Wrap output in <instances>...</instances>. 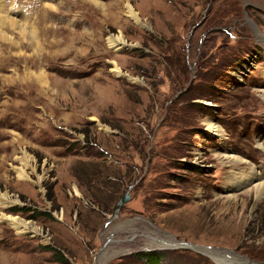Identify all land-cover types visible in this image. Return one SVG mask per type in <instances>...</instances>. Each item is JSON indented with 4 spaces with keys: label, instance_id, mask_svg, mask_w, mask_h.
<instances>
[{
    "label": "rangeland",
    "instance_id": "obj_1",
    "mask_svg": "<svg viewBox=\"0 0 264 264\" xmlns=\"http://www.w3.org/2000/svg\"><path fill=\"white\" fill-rule=\"evenodd\" d=\"M2 4L0 264H264V0Z\"/></svg>",
    "mask_w": 264,
    "mask_h": 264
},
{
    "label": "bare ground",
    "instance_id": "obj_2",
    "mask_svg": "<svg viewBox=\"0 0 264 264\" xmlns=\"http://www.w3.org/2000/svg\"><path fill=\"white\" fill-rule=\"evenodd\" d=\"M3 2H5V0H0V42H2L3 44H6V48L8 47L9 50L12 49V47H13V48H17V50L20 51V49H22V47L18 43L14 42L11 37L7 36L4 32V29H6V28L7 29L8 28L19 29V31L21 32V35L24 39H26L28 36H31V39H36L38 37L35 35L34 31H33L34 33L32 31H27L28 29L23 27V25H21L18 21H16L15 19H11L9 16H7V12L5 13V6L2 4ZM127 9H128V16L133 18L138 24H141V20H140L139 15L137 14V12L134 9H132V7L129 5L127 6ZM108 44L111 48H115V49H118L119 46L127 45L126 42L124 41V39L120 38V37H118L115 40H110L108 42ZM15 56L20 57V56H22V54L19 53V54H16ZM117 69H116V73L122 75V72L119 69L118 70ZM18 79L21 81L22 80H24V81H27V80L30 81L31 80V82L34 85L40 87L42 85L41 82L44 81V74H39V73L38 74H36V73L31 74V73H29V74L25 75L24 79H22L21 77H19ZM209 129H211L214 132L215 131L219 132V129H217V127H215L212 124H209ZM232 161L235 164H237V163L241 162V159H239L238 157L237 158L233 157ZM258 172H256L253 169L252 172H250L248 174H246V173L241 174L240 176L236 175V173H235V177L237 176L236 179H238V181L235 183V187L240 188L241 186H244V185H250V187L248 189L249 193L255 191L257 199L261 200L264 196V175H263L264 173H260V172L258 173ZM19 177L21 179H27V177L23 174L22 171L19 172ZM1 200H3L4 203H7L9 201L8 196H6V195L2 196ZM1 220H3V221L9 220L12 223V226L15 229L19 230L20 233H24L25 231L29 230V226L25 222L18 220L16 218L4 217V218H1ZM219 262L221 263V261H219ZM242 262H244V261H242ZM98 264H102V261H100ZM224 264H226V263H224ZM242 264H250V263L245 262Z\"/></svg>",
    "mask_w": 264,
    "mask_h": 264
},
{
    "label": "water",
    "instance_id": "obj_3",
    "mask_svg": "<svg viewBox=\"0 0 264 264\" xmlns=\"http://www.w3.org/2000/svg\"><path fill=\"white\" fill-rule=\"evenodd\" d=\"M128 201V194L125 193L122 198L117 202V204L113 207L112 216L115 217L120 210V208Z\"/></svg>",
    "mask_w": 264,
    "mask_h": 264
},
{
    "label": "trees",
    "instance_id": "obj_4",
    "mask_svg": "<svg viewBox=\"0 0 264 264\" xmlns=\"http://www.w3.org/2000/svg\"><path fill=\"white\" fill-rule=\"evenodd\" d=\"M91 199H95V198L94 197H91ZM97 201H99V200L97 199ZM57 255L58 254L55 253V259H56V261L59 262V263H65V261L63 260V258L61 256L59 257V255L58 256ZM144 256H150V260H152V261H153V259L157 260V259H159V257L161 258V256L158 255V254H149V253H146V254H143V257Z\"/></svg>",
    "mask_w": 264,
    "mask_h": 264
}]
</instances>
